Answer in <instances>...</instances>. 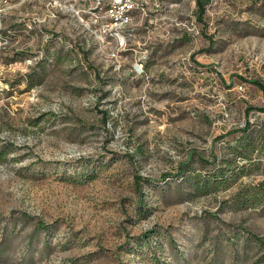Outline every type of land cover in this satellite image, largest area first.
Returning <instances> with one entry per match:
<instances>
[{
  "label": "rangeland",
  "instance_id": "374dc122",
  "mask_svg": "<svg viewBox=\"0 0 264 264\" xmlns=\"http://www.w3.org/2000/svg\"><path fill=\"white\" fill-rule=\"evenodd\" d=\"M136 1L0 0V264H264V0Z\"/></svg>",
  "mask_w": 264,
  "mask_h": 264
},
{
  "label": "trees",
  "instance_id": "16d2710c",
  "mask_svg": "<svg viewBox=\"0 0 264 264\" xmlns=\"http://www.w3.org/2000/svg\"><path fill=\"white\" fill-rule=\"evenodd\" d=\"M209 2V0H198V11L199 15L198 18L200 20L203 19V14L205 12L206 4ZM15 59L10 60L9 63L14 62ZM251 83L257 85L258 87L264 88L263 84L260 83L258 80H252ZM251 110H254V108L250 107L247 109V114L250 113ZM264 111V110H263ZM252 123L250 121H247L246 126L238 129V130H232L228 133L221 136L220 139H226L227 137L234 136L237 134H240L238 138L236 139L234 145L232 146V149L235 153V158H241L242 160H251L252 156L251 153L255 151V147H253V141L252 138L255 134V129H251ZM237 137V136H236ZM9 148L7 145L0 147V162L2 160V157H6V155L9 153ZM197 155L198 159L203 163V165H214L216 164L218 160V156H215L212 161H209L207 159H204L202 156H200L198 153L194 152L192 155ZM189 163V160L183 162L179 167V172L177 176L184 177V182L189 183V187L193 191V197H197L200 195H206L211 192H214L218 190L221 186H223L227 182V178H225V169L219 170V174L216 176L207 177L202 176V174H194V170L187 169V165ZM192 171V172H191ZM188 173V174H187ZM141 179V178H140ZM139 179V180H140ZM140 191V197L141 199L144 198V192L142 189H139ZM249 192L248 190L245 192ZM242 194H244L243 191H240L236 198H239ZM259 191H256L253 193L251 197L248 199L246 198L244 200V204L252 205L253 207L261 205L264 203V191H262V198H260ZM25 217H29L28 215H25ZM49 230V226L45 224L42 221L37 220L34 232H47ZM150 234H148L146 237L148 238ZM255 239L261 244L264 245V242L259 237H255Z\"/></svg>",
  "mask_w": 264,
  "mask_h": 264
},
{
  "label": "built area",
  "instance_id": "2783aa9c",
  "mask_svg": "<svg viewBox=\"0 0 264 264\" xmlns=\"http://www.w3.org/2000/svg\"><path fill=\"white\" fill-rule=\"evenodd\" d=\"M105 2V12L110 17L111 23H119L122 28L129 27L133 18L131 12L136 8L137 1L136 0H103ZM100 3V2H99ZM102 3V2H101ZM118 47H125L126 42L125 38L119 36V34L115 36Z\"/></svg>",
  "mask_w": 264,
  "mask_h": 264
}]
</instances>
